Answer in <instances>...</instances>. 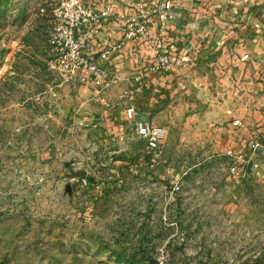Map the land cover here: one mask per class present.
<instances>
[{
	"label": "rangeland",
	"instance_id": "obj_1",
	"mask_svg": "<svg viewBox=\"0 0 264 264\" xmlns=\"http://www.w3.org/2000/svg\"><path fill=\"white\" fill-rule=\"evenodd\" d=\"M56 5L0 0V264H264V178L181 158L172 131L153 160L131 129L80 124L92 84L49 68Z\"/></svg>",
	"mask_w": 264,
	"mask_h": 264
},
{
	"label": "crops",
	"instance_id": "obj_2",
	"mask_svg": "<svg viewBox=\"0 0 264 264\" xmlns=\"http://www.w3.org/2000/svg\"><path fill=\"white\" fill-rule=\"evenodd\" d=\"M171 1L177 11L174 22L162 25L151 15V44L157 32H163L173 61L169 72L149 71L157 58L150 41H126L123 23L115 17L93 44L98 50L124 43L110 63L115 79L112 91L93 94V85L80 86L79 95L73 98L76 118L81 125L102 126L105 135H121L129 129L136 135L134 125L126 119L127 108L133 106L139 121L176 135L181 158L187 156L183 155L185 149L192 150L201 156L198 161L210 165L221 161L227 166L231 152L248 161L249 178H264V0ZM83 2L109 7L116 16L132 15L140 3L148 6L150 0ZM245 56H249L247 61H243ZM139 74L145 76L137 84ZM95 103L105 110L91 109ZM169 117H176L177 123L168 121ZM255 143L263 150L254 154ZM95 187L91 185L92 194Z\"/></svg>",
	"mask_w": 264,
	"mask_h": 264
},
{
	"label": "built area",
	"instance_id": "obj_3",
	"mask_svg": "<svg viewBox=\"0 0 264 264\" xmlns=\"http://www.w3.org/2000/svg\"><path fill=\"white\" fill-rule=\"evenodd\" d=\"M196 3H206L209 0H193ZM149 9H152L149 12ZM153 18H158L162 25L174 22L177 17L176 7L171 0H150L148 6L140 3L134 14L123 13L113 15L109 7L97 8L86 5L83 0H57L54 10L56 26L49 37V45L53 55L49 59V68L58 72L64 81H75L83 85L92 84L100 90L110 89L114 85L107 69H111L110 63L122 49L123 44H108L98 50H94L93 44L103 29L112 19L117 18L123 23L126 41L140 40L150 41ZM260 26L257 25V28ZM151 48L157 53L156 64L150 72L166 73L173 64L164 44L163 32H157L156 39ZM245 56L243 61H247ZM144 74L136 76V83L140 84ZM126 119L129 124L134 125L138 138L145 144L153 160L160 158L163 154L162 138L164 132L152 127L150 124L138 120V111L133 107L126 110ZM238 124V123H237ZM263 150L260 143H255L252 152L255 154ZM228 166L232 174L246 177L249 171V163L243 157L233 156L229 153ZM182 188L175 187L174 193H180Z\"/></svg>",
	"mask_w": 264,
	"mask_h": 264
}]
</instances>
